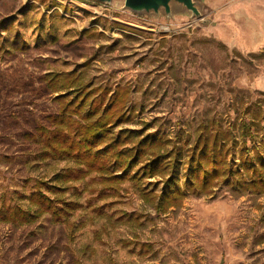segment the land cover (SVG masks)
I'll list each match as a JSON object with an SVG mask.
<instances>
[{"label": "rangeland", "instance_id": "1", "mask_svg": "<svg viewBox=\"0 0 264 264\" xmlns=\"http://www.w3.org/2000/svg\"><path fill=\"white\" fill-rule=\"evenodd\" d=\"M197 1L200 16L176 2L166 14L137 13L124 0H0V204L25 206L20 193L35 180L74 165L40 160L39 144L24 137L57 112L43 80L55 70L130 87L128 118L114 133L161 131L184 151L200 122L230 128L239 167L242 139L264 138V0ZM242 120H252L250 132ZM121 185L100 197L93 172L63 192L83 204L67 221L0 222V264H264V192L236 194L225 181L157 212L133 181Z\"/></svg>", "mask_w": 264, "mask_h": 264}, {"label": "trees", "instance_id": "2", "mask_svg": "<svg viewBox=\"0 0 264 264\" xmlns=\"http://www.w3.org/2000/svg\"><path fill=\"white\" fill-rule=\"evenodd\" d=\"M43 80L50 92L56 93L57 112L49 116V125L40 123L24 137L39 144L36 157L40 160L72 159L74 165L48 179L35 180L31 191L20 193L27 201L25 206L2 202L0 222L31 224L45 214L53 222L67 221L83 204L66 198L63 192L70 182L93 172L99 175L100 197L119 195L122 182L131 180L143 201L157 212L180 206L188 194H210L225 181L233 185L236 194L264 192V138L251 140V146L242 139L239 167L234 170L229 154L236 141L230 128L202 121L194 141L183 151L175 142L169 147L173 139L161 131L146 133V128L124 127L111 131L112 125L128 118L124 112L128 85L112 88L88 82L76 69L49 71ZM254 113L251 118L255 123L261 116ZM251 124L252 120H242L241 131L250 132ZM179 165L184 169L183 180L176 171ZM158 183L162 188L156 192Z\"/></svg>", "mask_w": 264, "mask_h": 264}, {"label": "water", "instance_id": "3", "mask_svg": "<svg viewBox=\"0 0 264 264\" xmlns=\"http://www.w3.org/2000/svg\"><path fill=\"white\" fill-rule=\"evenodd\" d=\"M109 2L110 0H99ZM179 3L189 9L192 15L200 16L199 2L197 0H124V6L134 12H155L160 13L162 10L166 14L171 13L172 3Z\"/></svg>", "mask_w": 264, "mask_h": 264}]
</instances>
